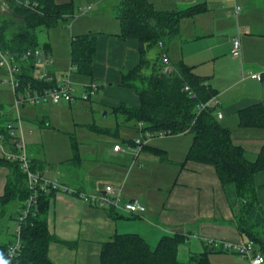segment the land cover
<instances>
[{"label": "crops", "instance_id": "crops-1", "mask_svg": "<svg viewBox=\"0 0 264 264\" xmlns=\"http://www.w3.org/2000/svg\"><path fill=\"white\" fill-rule=\"evenodd\" d=\"M109 1H95L93 5H86L88 9L85 7V12H79L78 18L74 20L72 18L71 21L70 18L59 20L55 25L60 24L61 36H64L68 48L71 35L95 33L91 78L100 82V92L94 97L100 105H107L110 108L120 102L136 105L138 99L132 89L117 84L120 81L119 70L132 67L138 60L137 40L121 39L116 35L119 24L114 17V5L119 0ZM148 2L158 10H177L196 3L205 6L204 11L179 21V36L167 45V57L172 61L181 59L185 64L192 66L194 73L206 79L215 91L216 119L221 125L229 128L231 141L241 146L248 158H253L264 143V129L239 126L237 109L254 102H260L264 109V0H148ZM233 4L240 8L237 14L233 12ZM71 10L73 12L72 6ZM88 13L89 16H83ZM237 25L243 27L236 31L239 34L240 50L239 56H232L230 41L236 35ZM43 45H46V50L52 57V63L47 71L54 75L67 71L68 68L60 71L58 69L63 68L59 63L66 61V58L69 62V52L65 57L66 55L59 54L55 49L56 52L52 56L51 42L47 35ZM249 72H260L261 79L246 77ZM80 77L82 76H74V82L85 84L90 81L87 76ZM58 104L70 106V103L65 102L55 104L45 102L24 104L18 108L32 107L36 111V108L38 111H44L46 105L54 107ZM0 105L2 106L0 114L14 113L13 110L8 111L4 108L3 103ZM19 118L21 122L22 117ZM41 123L44 124L43 120ZM45 126L49 127V123H45ZM85 126L80 125V129L88 130ZM39 127L44 128L41 125ZM121 129L131 130L133 133L130 132L129 135L127 133L120 138L118 134ZM188 134L182 132L174 134L177 136L169 135L170 138L151 139L134 155L131 149H127L131 144H125L123 140L134 139L137 132L128 124L122 125L117 136L115 135L116 140L111 142L112 146L119 144L120 150H113L105 142L99 145L97 143L101 141L89 140L88 149L79 151V160L72 164L73 167L64 168L66 164L63 163L55 169L48 167L43 157L34 154L29 142L25 141L28 158L38 159L39 163L44 162L43 173L46 177H54L48 175V168L57 170L61 177L54 178L58 182L88 194L102 192L105 185L117 187L120 185L119 205L128 200H135L144 206L142 213L130 215L121 209L110 208L107 205L97 207L76 196L55 191L49 201L46 217L48 230L57 239L48 246L50 260L54 264H98L101 243L114 233L131 232L129 230L135 227L137 231L133 233L143 237L151 248L162 234H186L185 241L177 245L176 258L181 244L188 245V253L186 257L182 254L183 258L177 259L176 264H187L189 254L202 251H207L211 264H247L244 257L228 251L223 252L222 249L211 246L208 240L231 242L248 240V236L237 228L240 209L245 207L244 214L252 229L256 230L264 241V169L253 174L251 193L246 198L238 200L234 185L230 182L220 183L210 164L186 161L183 167H179L191 140V135ZM159 150L164 154L165 160L160 159ZM146 152L153 154L158 163L162 162L172 167L167 168V171H170L168 177L163 183L156 182V190L153 191L155 183L150 181V176L146 181L148 183H136H141V179L148 175V168L140 170L142 173L132 178L133 182L126 186L127 192L124 188L123 195L121 181L125 176L128 175L129 178L130 174L132 176L137 171L131 169L135 162L145 164ZM118 153H123V156L120 157ZM6 173L7 169L0 165V195ZM99 180L104 184L101 185ZM125 183L127 184V181ZM138 184L153 193H158L155 195V207L149 205V201L143 203L145 200L143 196L134 194L132 190L136 191L139 188ZM132 219L136 222L141 221L144 227L138 226ZM8 239L11 237L4 240ZM254 244V249L261 254L263 252L264 255V246L261 247L255 242Z\"/></svg>", "mask_w": 264, "mask_h": 264}, {"label": "trees", "instance_id": "trees-1", "mask_svg": "<svg viewBox=\"0 0 264 264\" xmlns=\"http://www.w3.org/2000/svg\"><path fill=\"white\" fill-rule=\"evenodd\" d=\"M4 5L8 15L0 14V50L13 53L36 47L38 31L54 26L59 20L73 17L71 3H56L53 0H6ZM204 10L205 6L201 3L177 10H158L154 9L148 0H119L114 5V17L119 24L116 35L121 39L137 40L138 60L132 67L119 70L120 81L117 85L132 89L138 103L129 105L120 102L112 106L110 112L122 117V121L115 123L112 128L102 127L94 122L85 128L96 134L113 136H117L120 126L127 124L132 126L137 134L145 130L152 133L160 131L164 135L187 132L191 135V140L179 167H183L186 161L210 164L220 183H232L238 200H241L252 191L253 174L264 169V143L253 158H248L243 148L231 141L229 128L221 125L216 119V101L204 109L197 110L199 103L215 96L214 89L206 79L194 73L192 66L185 64L181 59L172 61L167 57V45L179 36V21ZM42 47L46 49V45ZM94 53L95 33L71 35V73L87 76L92 81ZM162 55L166 57L169 66L166 71H162ZM17 63L19 68L16 78L20 85H28L29 88L51 85V82L35 77L36 67L31 59H18ZM237 116L239 126L264 129V109L260 102L238 108ZM14 122L15 118L10 113L0 114L1 144L9 151H14V148L11 130L7 125ZM132 142L133 139L123 140L125 144ZM145 146L146 144L142 148ZM70 147L72 156L66 162L76 164L80 153L74 137L70 138ZM159 157L165 160L161 150ZM0 165L7 169L0 195V213L11 207L8 218L17 223V216L24 208L29 194L25 185V174L20 170L17 160L6 158L1 153ZM29 169L41 173L44 162L39 163L35 158L29 159ZM52 194V190H36L33 207L18 222L20 246L14 256L8 257L5 252L7 244L13 240L14 232L11 239L0 240L2 264H54L48 256V246L57 239L49 232L46 220ZM244 210L245 207L240 209L237 228L249 239L261 247L264 246V241L259 233L252 229ZM185 239L186 234L182 233L162 234L151 248L137 233H114L101 243L98 264H176L177 245ZM187 264L211 263L207 251H202L189 254Z\"/></svg>", "mask_w": 264, "mask_h": 264}, {"label": "rangeland", "instance_id": "rangeland-1", "mask_svg": "<svg viewBox=\"0 0 264 264\" xmlns=\"http://www.w3.org/2000/svg\"><path fill=\"white\" fill-rule=\"evenodd\" d=\"M54 1L57 3H61V2L71 3V6L73 8L72 18L74 20V18H78L77 14H79V12L80 13L83 12L84 8L87 7L86 5H93L95 1H99V0H54ZM106 1L110 2L109 0H106ZM5 2L6 0H3L2 5H0V14L2 16L8 15V12L6 11V9H4L6 7L4 5ZM233 8H234V4L232 6V9ZM87 15L89 16V13L83 16H87ZM72 18H70V21ZM59 25L60 24H57L54 27L47 29L48 31L45 29L43 31L42 30L38 31L36 34L37 47L38 46L42 47L43 42L46 41V35H47L51 42V52L53 53L52 56H54L57 50L59 54L66 55L65 57H67L69 48H68V44L65 42L66 40L64 36H61V29ZM242 28L243 27L241 26L239 27L237 25L235 27V33L237 29H242ZM234 36H239V34L236 33V35ZM151 54L153 55V51L151 52ZM148 56H149V53H148ZM68 63L69 62L67 61V58H66V61L63 60L61 64L59 63V65L63 66V68L58 69V71L63 70V69L66 70L68 68ZM69 76H70V80L73 85V89L75 90L74 94L75 95L80 94L83 90L82 84H80L82 82L77 84L76 82H74L73 78L74 76H81V75L70 73ZM5 77H6L5 70L2 67H0V103H3V107L9 111V110H12L11 104L13 102V97H12L11 89L8 83L3 81ZM80 78H84V77L82 76ZM96 83L98 87L93 97H91L88 100H83L81 98L73 99L70 103V106H68V104H58L54 107L53 106L49 107V105H46L47 107H44L46 109L44 111H38V108H36L38 112L35 110V108H32V107H24V108L19 107L18 108V115L22 117L20 126L22 128L23 136L25 138L26 143L29 142V146L31 147L34 154L40 155L41 157L44 158L45 164L48 167L51 166L52 168L55 169L56 166L60 167L61 165H63V163L66 164L64 168L73 167L72 164H69L66 162V160L72 156V150L70 147L71 137H74L75 140L77 141L79 151L84 150V148L88 149L89 144L87 142L89 140L92 142L101 141L100 143H97L99 145L102 142H105L107 143L109 147H112L111 142L112 140H116L115 136L111 134L101 135V134L93 133L88 130L83 131V129L82 130L80 129V125H87V124H91L92 122L102 127L112 128L115 125V123H120L122 121L121 116L119 115L115 116L114 114L110 112V106L100 105V103L97 102L96 98H94L96 94L100 92V89H101L100 82L99 83L96 82ZM42 120L44 124L41 123ZM45 123H49V127H46ZM39 125L43 126L44 128H40ZM28 131L30 132L28 133ZM130 132L131 130L129 131L126 129H121L118 135L120 138H122L127 133L129 135ZM83 133L85 135H83ZM170 136L164 135V134H161V135L156 134L153 137H151V139L166 138V137L170 138ZM172 136H177V135L173 134ZM106 137H108L109 139H107ZM107 145L105 148H107ZM118 155L122 157L123 153H118ZM175 155L176 154L174 153V157ZM144 156H145V161H146L144 165H140L138 163L139 161L135 162L131 169L132 171L137 169V171L132 176L130 174L129 178H128V175L125 176L124 179L121 178L123 179L121 181V191H123V195H124V188H125V191L127 192L128 187L126 186L128 185V183L133 182L132 178L142 173L140 170H144L148 168L149 169L148 175L147 177L141 179V183L140 182H136V183H139V184L148 183L146 181L148 179V176H150L151 177L150 181L152 183H155L153 184L154 185L153 191L156 190V182L159 181L160 183H163L165 182L163 180L168 177L170 171H167V168L171 169L172 168L171 166L165 165V163H162V162L158 163L159 161H157V158L153 154L146 152ZM60 162L62 164H60ZM161 166H163L164 168ZM52 168H48L49 169L48 175L54 176V177H61L59 171L54 170ZM125 180L127 181V184L125 183L126 182ZM99 182L101 185L104 184L102 180H99ZM138 187L139 188H137L136 191L132 190L134 194L143 196L145 198V200H143V203H146L149 201L148 202L149 205H151L152 207H155V202H156L155 195H158V193L157 192L153 193V191H151L150 189H147L145 187H140V185ZM10 208L11 207H8L7 210L6 209L3 210L4 213L2 214L0 213V240H4L6 237L10 238L14 232L15 221L7 218V216L10 214L9 212ZM132 220L134 221V219ZM134 223H137V225L140 227L141 225L143 226V223L139 220H137V222L135 220ZM133 228L134 229L129 230V231L131 232L137 231V228L135 227ZM179 247L180 248H179L177 259H182L183 255L184 257L187 256L188 245L181 244ZM222 250L223 252L226 251L224 249ZM228 252L236 254L235 252H232V251H228Z\"/></svg>", "mask_w": 264, "mask_h": 264}, {"label": "built area", "instance_id": "built-area-1", "mask_svg": "<svg viewBox=\"0 0 264 264\" xmlns=\"http://www.w3.org/2000/svg\"><path fill=\"white\" fill-rule=\"evenodd\" d=\"M88 9V7L86 8ZM83 10V12L86 11ZM239 6L234 5L233 12L235 14L239 11ZM82 13V12H81ZM230 54L232 56H239L240 43L238 36H234L231 39L230 43ZM21 59H31L35 65V77L39 80H44L46 82H51L50 86L42 87H32L29 88L28 85L22 86L19 84L16 73H18V63L17 60ZM162 71L169 69L167 59L162 55ZM52 63V57L49 55L46 49L43 47H34L32 49H26L21 53H13L10 51L0 50V67H2L6 72V77L3 81L7 82L12 95L13 102L11 108L13 110V116L15 122L13 124H8L7 127L11 130V142L14 148V151L6 150L1 144L0 138V151L1 154L6 156V158L17 160L20 170L25 174V185L29 194L25 200L24 208L20 210V213L17 216V223H15L14 228V237L13 240L7 244L5 248L6 255L8 257L14 256L19 249V225L18 222L27 214L29 209L33 207L34 197L36 190L42 189L45 192L50 190L65 192L67 194L78 197L88 204H93L97 207H102L107 205L114 209H121L127 214H138L144 211V206L139 202L125 201L122 205L118 204L120 186L105 185L103 191L100 193H85L82 191H76L73 188L67 187L54 177H46L43 171L36 172L29 169V158L26 151V143L23 136L22 128L20 126V118L17 114V108L20 105L24 104H40L49 102L52 104L58 102L71 103L75 98H81L83 100H88L93 97L97 91V83L92 80L88 83L82 84V92L77 96L74 94V89L72 82L70 80L69 74L71 73L72 66L69 64L67 71L54 75L47 71L48 66ZM246 77L251 79L260 80V72H249ZM214 102V98L211 97L208 100L201 102L197 106V110L204 109L205 107L210 106ZM217 116L220 117V114L217 113ZM138 125H141L138 123ZM156 134H163L162 132L152 133L148 130H145L142 133H138L133 139L131 146H127V149H131L135 154L146 144L147 141L151 140ZM113 150H120L121 146L119 144H113ZM208 243L219 249H224L226 251L235 252L236 255L244 257L247 259V264H264V255L259 251L254 249V242L251 239L246 241L231 242V241H217V240H208Z\"/></svg>", "mask_w": 264, "mask_h": 264}, {"label": "clouds", "instance_id": "clouds-1", "mask_svg": "<svg viewBox=\"0 0 264 264\" xmlns=\"http://www.w3.org/2000/svg\"><path fill=\"white\" fill-rule=\"evenodd\" d=\"M0 264H2V262H0Z\"/></svg>", "mask_w": 264, "mask_h": 264}, {"label": "water", "instance_id": "water-1", "mask_svg": "<svg viewBox=\"0 0 264 264\" xmlns=\"http://www.w3.org/2000/svg\"><path fill=\"white\" fill-rule=\"evenodd\" d=\"M129 201H132V200H129Z\"/></svg>", "mask_w": 264, "mask_h": 264}]
</instances>
